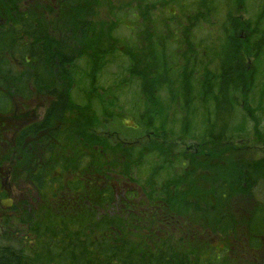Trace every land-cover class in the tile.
<instances>
[{
	"label": "trees",
	"instance_id": "trees-1",
	"mask_svg": "<svg viewBox=\"0 0 264 264\" xmlns=\"http://www.w3.org/2000/svg\"><path fill=\"white\" fill-rule=\"evenodd\" d=\"M108 1L111 20L96 14L90 0H62L70 14L60 27L55 18H49L51 6L47 17L38 6L37 10L28 6L23 12H15V25L0 27V108L9 104L7 77L13 78L10 83L14 84L11 89L15 97L32 98L40 91L49 102L46 117L22 129L25 133L20 143L23 138L42 137L39 146L48 154L44 159L53 158L49 162L51 177L42 176L48 166L44 163L30 180L41 192L54 190V196L59 195L68 204L62 205V217L52 232H45L49 225L43 222L36 225L41 238L38 244L42 246L40 258L52 264H237L229 250L233 246L229 238L232 232L233 240L237 222L229 213L221 215L211 234L201 225L194 230L186 228V239L173 229L161 231L154 225L158 220L170 225L176 217L175 207L187 203L181 189L171 191L180 178L166 173L170 166L183 168L185 161H172L170 154L152 150L148 140L159 135L156 124L160 113L155 106L164 105L172 95L168 93L169 84L161 81L166 78L167 67L171 80L179 85L178 89L172 86L177 90L174 94L182 103L191 100L196 111L200 98L207 102V115L216 120L233 116L240 121V114L247 120L264 119V98L259 103L247 98L254 114L239 106L246 89L247 97L264 92V0ZM155 4L159 9L156 20ZM130 12L133 19L130 25L124 24ZM46 19L54 23L48 24ZM181 31L189 35L188 39L179 37ZM245 57L253 60L254 68H246ZM151 84L157 88L156 95ZM127 92L132 97L126 103ZM151 101L149 127L143 111ZM68 110L72 112L65 115ZM179 110L175 105L174 114ZM123 113L133 116L134 125L122 121ZM63 116L69 118L68 124L51 126V119ZM218 126L221 128L214 134L207 130L205 140L191 137L200 140V146L214 142V151L216 145L220 149L216 143L229 144V137L234 135L226 137V125L220 122ZM165 133L160 136H165L168 147H172L179 132ZM205 156L211 158L208 162H217L211 161L217 156L209 151L205 150ZM72 159L75 163L70 164ZM263 165L246 163L237 178L243 188L248 185L250 195L249 186L258 185V170ZM143 169L147 174L154 170L155 178H139L137 173ZM156 184L159 188L153 195V206L159 208L156 214L161 213L160 217L149 216L148 212L154 213L153 207L136 201L139 190L148 200V191ZM93 185L97 191L91 193ZM117 186L136 189L124 194L122 209L115 197ZM229 190L226 183L216 187L215 195L221 203L226 204ZM119 193L122 195V189ZM90 197L99 199L100 204L92 206H99L102 212L91 211V217L83 216L84 220L74 225L69 219L72 211L87 212L81 203ZM139 204L146 212L137 210ZM247 226L249 235L243 246L252 251L260 247L264 237V203L252 205ZM196 241L201 248L195 252ZM5 250L0 251V264H35L33 255Z\"/></svg>",
	"mask_w": 264,
	"mask_h": 264
},
{
	"label": "rangeland",
	"instance_id": "rangeland-1",
	"mask_svg": "<svg viewBox=\"0 0 264 264\" xmlns=\"http://www.w3.org/2000/svg\"><path fill=\"white\" fill-rule=\"evenodd\" d=\"M90 1H92L90 5L94 6L96 14L100 15L102 19L111 20L112 13H110V3L108 0ZM201 2H204V0H201ZM148 3L151 4L152 2ZM155 5H157L155 6L157 9L153 10L154 20H156L157 14L159 12L158 4ZM28 6H30V8H34V10H37L36 7L38 6L40 13L44 14L46 17L47 10L51 6V13H48L50 15L49 18H55L57 20L56 24L59 27L61 24L60 22L70 14L69 10L63 7L62 0H0V27L5 29L10 25H15L17 23L14 20L15 12H23ZM186 10L188 12V9ZM198 10L201 13L199 7ZM132 19L133 17L131 16L130 12L127 17L124 18V24L130 25ZM149 20L152 21V16L149 17ZM150 21L147 23H150ZM46 22L48 24L54 23L52 21H48L47 19ZM122 33L120 35L121 37H124ZM177 34H179L181 39H183L181 36L185 37L186 39H188L189 36L186 35L184 31H181ZM7 56L10 58L11 55L8 54ZM178 56H180V50ZM211 62H214V60H211ZM178 63L180 65L183 64L182 58L178 59ZM245 66L248 70L254 68L253 60H248L245 57ZM165 69L166 78L162 79L161 81L169 84L170 88L168 93H172V95H170V99L166 101L164 105L157 103L155 106L159 108L160 113V117L158 116L156 124L159 130V135L156 138L151 136L150 140L148 141L150 145L149 147L152 150H156L159 153L165 152V154H170L172 161H185L183 168H174L173 166H170L169 169L166 170V173L169 174V172H172L180 178L179 181L173 185L175 187L172 186L171 191L181 189V192L183 193L182 197L187 203H179L175 207L176 210L173 211V214L176 217H174L175 219L170 222V225L165 222H160V220L155 222L154 225H157L161 231H169L168 229H173V232L180 236H185L183 232L186 228H193L192 230H194L197 225H201L204 227V229H206L208 234H211L216 230V225L221 215L223 213H229L237 222V226H235L234 230L235 232L233 240L231 238L232 232L229 238L233 244L232 248L229 249L231 252V257L237 264H264V237L259 241L260 247L253 249L252 251L246 250L243 246L244 238L249 235L246 228L248 227L247 223L251 207L257 201L264 203V165L262 170H258V185L254 187V185L251 186L250 184L249 186V188H251V195L248 194L250 192L248 185L245 184V188H243L242 183L238 182L237 179L242 171L245 170L243 166L246 163H264V119H261V117L257 118L256 120H247L243 119L241 116L242 114H240V121L238 117L235 119L233 116L231 119L229 118L225 121L221 120V118L216 120V117H209L207 115L206 111L208 112V110H205L206 107L204 105L207 102L200 98L198 100L199 109L196 111V109L193 108V103L191 100H189V103H182L183 101H180L178 96L174 94L177 92L175 89H178L179 85L175 84L174 80H171L173 77L169 72V68L167 67ZM7 78V89L10 90L12 88L11 86H14V84L10 83V81H14L11 77ZM172 86L175 89H173ZM262 89H264V87ZM247 90L248 89H246V93ZM152 92V94L155 95L158 93L157 88H155L154 85H152ZM246 93L240 100V110L254 114L253 110L249 109V104L247 101L250 99V102L255 101L259 103L262 101V98H264V92L257 94L255 92L252 96L248 94V97ZM131 97L132 94L127 92L125 102H130ZM15 101V105L11 107V110L8 114L17 113L18 123L21 124L27 123L29 119L35 116V114L36 116L44 115L45 107L50 106L49 102L48 104L46 103V99L43 97L40 91H36L32 98H28V100L27 98L24 99L15 97ZM152 103V101L148 102L147 111H143L145 113L144 115L146 117V123H148L149 127H151L152 123L150 121L148 112H151L150 110ZM175 105H178L180 108L176 114H174ZM256 109L258 108H255V110ZM70 112H72V110H68L65 115L69 114ZM133 112L135 113V110ZM58 115L59 114H56V116ZM44 116L46 117V115ZM121 118L126 125H134V118L132 115L123 113ZM68 119L69 118L67 116L59 117L55 120L51 119V126L53 125L62 127L68 124ZM220 122L226 125V129L229 131V134L226 137L234 135L229 137V139L232 140L229 144H223L221 141H219L216 144L219 145L220 149L216 145V150L214 151V142H206L204 144L205 146H203V144L200 146V140L192 139L191 136L197 138L202 137L203 140L207 139L208 131L210 132V130H212L214 134L218 129L221 128L218 126V123ZM15 125L17 124L7 123L3 119L0 120V127L2 126V128H6V133L8 134L12 131H15ZM166 131H169L173 134L179 132V136H177L175 141H173L172 147H168L169 141L167 142V138L165 137L167 135V133H165ZM237 131L240 132L236 133ZM160 134L165 136L161 137ZM41 141L43 142V140ZM39 142L40 140L29 139L22 148H14L12 152H10V150L5 145H0V157L7 159L10 157L9 159L11 160V167L9 168V176L12 181H16L15 183L11 184L12 193L16 196V207L14 209H12L13 206L11 207V210L9 211L11 215L8 218L0 220V251L6 253L5 249H8L13 253L31 254L35 256L33 257L35 264H52V262H45L41 260L40 256L42 252H37L38 248L36 249L32 246H29L41 243V238L37 235L39 229H37L36 226L37 224H40L39 222L49 225V228L45 229V232H52L55 227L58 226V220L62 217L63 212L62 205L65 203L64 198L62 200L59 195L58 198L54 196V190L52 192H41L35 185L31 184V187H29L24 181L26 179H31L30 175L40 170V165H43L44 163L48 164V166L43 168L42 176L45 178L51 177L50 174H48L51 170V167H49V162L53 158L51 157L48 160L44 159L48 158V154L42 151L39 146ZM48 144L49 143L46 145ZM41 146L44 148L43 144ZM204 149L209 151L211 156H217L211 160L213 161L214 159H217L216 163L208 162L211 158L209 156H205ZM26 150H28V152H26ZM74 150L78 151L76 149ZM73 163H75L74 159H72L70 164ZM5 164L6 162L4 165ZM4 165L3 173L7 170ZM24 175L26 178H22ZM137 175L139 178H142L146 181L155 178L154 170H152L151 174H147V172L143 169L140 170ZM70 177L65 178V181L70 179ZM166 180L167 179L165 177L164 181ZM164 181L162 182L164 183ZM221 183H226L228 187H230V190L227 194L226 204L221 203L215 195V189ZM13 186H16V188ZM101 187L103 188L105 185L102 183ZM156 187L159 188L157 185L155 188H152L151 191H148L150 193L148 200L141 194V190H139L140 195L137 196L136 201L139 200L140 202L146 203L148 206L153 207L152 210H154V213L153 211L148 212L149 216L153 215L155 217H160L161 213L156 214V210H159V208L153 206L155 203L153 195L158 190ZM121 189L122 195L119 193L121 192ZM246 189L248 192H246ZM134 190H136L134 187L128 188L123 186V188H120L117 186L115 189V197L119 199V209L124 207L122 205V202L124 201V194ZM93 191H97L95 185L91 186L90 188V192L93 193ZM243 193L246 194L243 195ZM61 196L63 197V194ZM54 198H56V200H54ZM127 199H130V195H128ZM97 202L100 204L99 199L94 197H90L83 201L81 203L82 208L87 207L88 211L85 212L82 210L77 214L72 211V214L69 218L70 221H72L74 225H77V223H79L81 220H84L83 216L91 217V211L102 212L99 206L95 208L92 206V204ZM65 204L68 206L67 202ZM138 206L140 207L137 209L138 211L146 212L144 206H141V204ZM29 216L33 220L28 218ZM201 216L203 217L199 218ZM30 220H32V227H29L31 223ZM195 220H199L203 224L201 222L198 223V221ZM176 221H180V223L176 224ZM179 226H182V228ZM34 228L36 229L34 230L35 236H28V231H32ZM193 241L194 240L192 239V242ZM224 241L226 242L227 240ZM194 245L195 252L201 248L199 247L198 241H196ZM191 247H193V245Z\"/></svg>",
	"mask_w": 264,
	"mask_h": 264
},
{
	"label": "flooded vegetation",
	"instance_id": "flooded-vegetation-1",
	"mask_svg": "<svg viewBox=\"0 0 264 264\" xmlns=\"http://www.w3.org/2000/svg\"><path fill=\"white\" fill-rule=\"evenodd\" d=\"M7 95H8V99H9V104L7 105V108H0L2 110H0V120L3 119L5 120L7 123H15L17 125H15V131H12L11 133H6V128H2V126L0 127V145H5L10 152H12V150L15 149H20L22 148L26 141L29 140V138H23L22 143H20V138H22V134H24L25 132H23L22 129H27L31 124L33 123H40V121H42V116H35L32 117L31 119H29V121L27 123H18L17 120V113H11L8 114L9 111L11 110V107L15 105V96L13 95V91L12 89H7ZM26 99V98H24ZM28 100V98H27ZM10 128V127H9ZM22 130V131H21ZM17 131V132H16ZM7 137V138H6ZM36 140H41V136H38L36 138H33ZM8 141V142H7ZM26 152H28V150H26ZM10 158V157H9ZM7 158H1L0 157V220H4L6 218H8L11 213L9 212L12 209H14L16 207L15 203H16V199H15V195L12 193V183H15L14 181H12V179L9 176V168L10 166V159ZM7 160V161H6ZM6 162V164L4 165V163ZM4 167L7 168V170L3 173V165ZM17 164V162H16ZM22 178H26V176L24 175ZM27 185L29 187H31V184L34 185L35 183L33 181H31L30 179H26L24 180ZM20 185V184H19ZM14 188H16V186H13ZM14 201V203H13ZM13 214V212H12ZM180 221H176V224H179ZM180 228H182V226H179ZM32 235L31 237H34V233L33 232H29L28 236ZM32 246L33 248H38L37 252L42 250V246H40V244H34V245H29ZM26 256L30 257L31 254H25Z\"/></svg>",
	"mask_w": 264,
	"mask_h": 264
}]
</instances>
